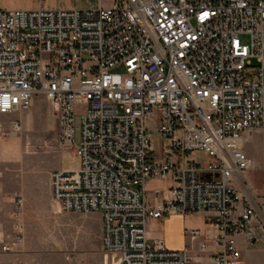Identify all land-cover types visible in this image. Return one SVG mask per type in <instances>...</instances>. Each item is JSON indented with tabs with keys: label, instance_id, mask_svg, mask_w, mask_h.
Segmentation results:
<instances>
[{
	"label": "built area",
	"instance_id": "built-area-1",
	"mask_svg": "<svg viewBox=\"0 0 264 264\" xmlns=\"http://www.w3.org/2000/svg\"><path fill=\"white\" fill-rule=\"evenodd\" d=\"M40 94L77 159L52 174L53 197L64 212H100L112 264H188L191 246L147 236L171 215L205 214L214 264H237L238 236L253 241L264 228V197L236 186L253 167L245 143L264 139V0L0 9V114L22 113ZM77 104L86 106L79 141ZM20 129L19 118H0V141ZM167 177V189L146 186ZM13 204L12 226L0 218V253L24 244L23 197Z\"/></svg>",
	"mask_w": 264,
	"mask_h": 264
},
{
	"label": "rangeland",
	"instance_id": "rangeland-1",
	"mask_svg": "<svg viewBox=\"0 0 264 264\" xmlns=\"http://www.w3.org/2000/svg\"><path fill=\"white\" fill-rule=\"evenodd\" d=\"M80 9L109 7L113 0H82ZM86 106H75L77 137L80 118ZM10 122L21 120V129L0 141V218L8 228L16 195H25L22 207L25 239L14 253H0V264H112L116 255L102 248V220L98 211L64 212L55 201L51 186L54 172L75 167L77 159L58 140V127L51 105L43 94L35 95L30 108L22 113L0 114ZM151 126V123L148 122ZM155 140L156 137H154ZM256 149L257 145L254 146ZM191 158L208 162L201 151ZM148 189L159 188L160 180L146 183Z\"/></svg>",
	"mask_w": 264,
	"mask_h": 264
},
{
	"label": "crops",
	"instance_id": "crops-1",
	"mask_svg": "<svg viewBox=\"0 0 264 264\" xmlns=\"http://www.w3.org/2000/svg\"><path fill=\"white\" fill-rule=\"evenodd\" d=\"M113 2L114 0L111 5ZM101 4L104 7L103 1ZM85 5L82 0H0V9L4 10L80 9ZM255 145L258 146L257 149L254 147ZM245 151L252 157L253 167L239 176V184L237 183L236 186L248 196L264 197V139L260 132L254 133L245 143ZM152 180L160 179H149L148 181ZM160 182V189H167L172 183L170 177L161 179ZM22 197L25 204L27 199L24 194ZM189 230H197L199 232L198 237L191 240L186 233ZM253 230L256 236L253 241L242 235L237 238V247L241 251V258L237 264H264V228L255 226ZM211 234L212 227L203 213L176 214L153 220L147 229V236L150 240L160 239L169 249L179 250L191 246L192 259L188 264H214L213 250L209 240ZM203 240L209 245L205 252L199 250V244Z\"/></svg>",
	"mask_w": 264,
	"mask_h": 264
}]
</instances>
